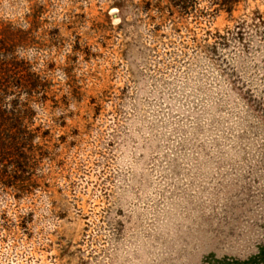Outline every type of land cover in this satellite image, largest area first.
<instances>
[{"label":"rangeland","instance_id":"374dc122","mask_svg":"<svg viewBox=\"0 0 264 264\" xmlns=\"http://www.w3.org/2000/svg\"><path fill=\"white\" fill-rule=\"evenodd\" d=\"M0 264H264V0H0Z\"/></svg>","mask_w":264,"mask_h":264}]
</instances>
